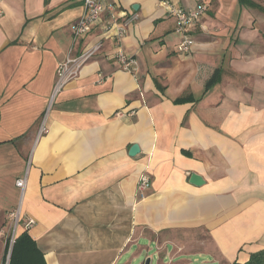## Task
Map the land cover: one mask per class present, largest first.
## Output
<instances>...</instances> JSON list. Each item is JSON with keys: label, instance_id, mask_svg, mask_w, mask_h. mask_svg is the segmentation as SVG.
<instances>
[{"label": "crops", "instance_id": "1", "mask_svg": "<svg viewBox=\"0 0 264 264\" xmlns=\"http://www.w3.org/2000/svg\"><path fill=\"white\" fill-rule=\"evenodd\" d=\"M112 1L136 15L121 44L136 72L98 24L74 50L102 48L54 94L82 0H0V264L23 233L44 264H119L131 227L162 251L176 240L157 234L205 231L211 247L190 253L247 261L264 249V0ZM164 3L208 7L188 54Z\"/></svg>", "mask_w": 264, "mask_h": 264}, {"label": "built area", "instance_id": "2", "mask_svg": "<svg viewBox=\"0 0 264 264\" xmlns=\"http://www.w3.org/2000/svg\"><path fill=\"white\" fill-rule=\"evenodd\" d=\"M165 4V8L175 21V32L180 35L177 50L181 54H188L194 45L191 33L195 30L200 19L207 11V5L199 3L193 7L173 6ZM83 13L72 26V43L65 58L57 64L54 94L62 90L67 83L79 76L84 65L102 48V41L95 42L75 51L77 41L87 34L91 29L100 24L106 37H111L115 44V51L112 55L119 67L134 74L137 70V62L133 56L127 55L122 49V42L127 33L128 26L136 19V15L120 17L116 12V5L112 0H82ZM2 10L0 9V16ZM121 115V113H118ZM47 133L44 120L41 122L38 136ZM150 175L147 170L139 173L135 186V199L143 200L146 197L150 186ZM16 185L21 189L25 186V179L16 180ZM11 219L16 226L19 223V214L11 213ZM34 219L28 218L25 227L29 228L34 224ZM11 238L10 244H12ZM171 261V258H170ZM169 261V262H170Z\"/></svg>", "mask_w": 264, "mask_h": 264}, {"label": "rangeland", "instance_id": "3", "mask_svg": "<svg viewBox=\"0 0 264 264\" xmlns=\"http://www.w3.org/2000/svg\"><path fill=\"white\" fill-rule=\"evenodd\" d=\"M154 236L149 229L129 228V236L123 247V259L119 264H142L147 257L151 258L150 264H215L210 262V257L205 253H190L204 250L197 242H205L208 249L211 247L205 231L177 230L157 234L159 245L170 239L176 240L173 241V246L166 244L163 251L158 250L152 240Z\"/></svg>", "mask_w": 264, "mask_h": 264}, {"label": "trees", "instance_id": "4", "mask_svg": "<svg viewBox=\"0 0 264 264\" xmlns=\"http://www.w3.org/2000/svg\"><path fill=\"white\" fill-rule=\"evenodd\" d=\"M35 256L38 257L37 264H44L34 241L28 234L23 233L15 239L12 245L9 264H30V259L31 264H36ZM230 264H264V249L250 254L249 259L243 263L234 261Z\"/></svg>", "mask_w": 264, "mask_h": 264}, {"label": "water", "instance_id": "5", "mask_svg": "<svg viewBox=\"0 0 264 264\" xmlns=\"http://www.w3.org/2000/svg\"><path fill=\"white\" fill-rule=\"evenodd\" d=\"M134 8V6H133ZM140 151V148L138 146V144H132L129 148V151H128V154L129 156H135L139 153ZM204 182L203 178L196 174V173H192L189 177V183L190 184H193V185H196V186H199L201 185L202 183ZM150 261H151V258L150 257H147L142 264H150ZM141 264V263H140Z\"/></svg>", "mask_w": 264, "mask_h": 264}]
</instances>
